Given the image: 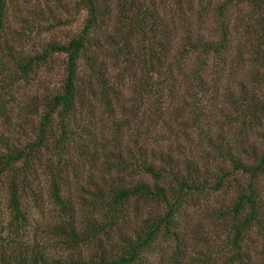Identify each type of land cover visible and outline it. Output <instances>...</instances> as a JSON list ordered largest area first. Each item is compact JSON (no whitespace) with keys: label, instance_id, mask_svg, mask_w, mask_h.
<instances>
[{"label":"trees","instance_id":"obj_1","mask_svg":"<svg viewBox=\"0 0 264 264\" xmlns=\"http://www.w3.org/2000/svg\"><path fill=\"white\" fill-rule=\"evenodd\" d=\"M191 1L158 0L162 16L157 0H73L71 8L82 15L81 25L64 41L50 39L39 52L13 58L15 49L6 40L7 55L23 76L52 54L65 55L60 83L35 109L40 111L35 140L18 148L0 132V183L11 172L14 217L24 215L14 169L22 161L27 171L43 148L51 150L46 161L55 201L70 217L73 205L68 194L59 193V180L67 186L66 171L78 162L76 157L103 173L116 172L107 187L92 191L93 211L85 227L76 228L68 220L71 246L86 249L92 242L91 253L51 256L32 249L17 254L12 264H264V259L254 261L250 245L253 233L264 237V132L258 142L248 140L264 124V72L256 63L264 65V0H197L196 9ZM8 2L0 0V32ZM231 4L247 6L239 30L229 27ZM63 22L48 23L57 27ZM238 34L249 43L250 58L242 56L238 44L233 49ZM239 62L248 79L236 76ZM221 95L223 105L234 108L230 118L240 121L236 137L229 135V122H217L219 129L212 135L207 110L218 105L214 99ZM96 116L110 120L105 130H110L117 151L100 146L90 128ZM160 122L164 125L155 131ZM132 123V143L127 145L123 139ZM189 127L197 129L196 140L205 147L199 159L169 150V143L180 150L181 140L191 141ZM166 129L167 135L162 132ZM144 134H151L150 148L147 139L140 142ZM160 142L162 148L154 147ZM213 195H218L217 206L209 218L194 220L193 207ZM132 200L134 216L140 206L147 210L129 226ZM1 231L0 223V245Z\"/></svg>","mask_w":264,"mask_h":264},{"label":"rangeland","instance_id":"obj_2","mask_svg":"<svg viewBox=\"0 0 264 264\" xmlns=\"http://www.w3.org/2000/svg\"><path fill=\"white\" fill-rule=\"evenodd\" d=\"M71 1L73 0H9L8 2L5 27L0 32V132H3L9 137L18 148H26L28 143L30 144L35 140L40 121V116L38 115L40 111L36 110L41 106L44 95L51 93L60 83L65 72V55L62 52L52 54L48 60L41 61V66L31 71L27 77L17 73L19 69L16 66V61H12L11 57H8L5 42L8 40V43L13 44L15 50L13 51L12 57L15 58L22 54L27 55L39 52L43 45L50 39L64 41L73 32H77L81 25L82 15L79 16L74 13L71 8ZM221 1L217 0V3ZM157 4L159 8L157 12L163 16L164 7L161 9V3L159 4L158 2ZM197 6V0L190 2L192 9H196ZM230 6L228 9V16H230L231 22L229 27L231 26L233 28L234 25L240 26V19L241 17L245 18L247 11L246 4H231ZM170 7L172 5L169 1L166 4V9L168 10ZM59 18H62L64 22L57 27L49 25V21H56ZM214 24L213 20V27ZM242 26L243 24H241L238 30ZM214 32L218 34L216 30ZM177 36L178 29L175 39H173L174 45L178 42ZM236 44H238L242 56L250 58V54L246 51L249 43H245L244 34L237 35V38L234 40L233 49H235ZM235 55L236 51L234 50L229 57V61H231L230 59L234 60ZM240 63L242 62H239V70L236 76H242L248 79L250 74L246 71H241L242 64ZM256 63L260 72H264L263 63ZM243 65L247 66V62ZM231 83V91L236 92L237 87L235 83ZM222 96L214 99L218 103L217 106H211V109L207 110L213 119L211 127L212 135L219 129L216 126L217 122H229L231 124L229 127V135L231 134V136L236 137L237 133H241L239 129V125L241 126L240 121L232 120L235 116L234 108L230 105H223L224 98ZM127 97L128 95H126ZM127 105L130 104L127 103ZM220 105L222 106L218 108ZM97 113L98 107L96 115ZM97 116L90 124V128L99 140L100 146L103 144L111 148V150L117 151V149H114L117 144L112 142L110 130H105V125H108L110 120H107L105 116L102 118H98L99 116ZM163 125V122H160V124H157L153 128L155 131H158ZM172 126L173 131L178 126V121H174ZM189 128L191 141L186 142L181 140L182 145L179 146L180 150L177 149V145L169 143V150L174 155L185 154L195 156L199 159L200 155L205 154L203 152L205 147L204 145H200L196 140L197 129L193 127ZM133 129L134 123L130 125L129 133L126 131L127 134L123 139V142L127 145L132 143L131 135ZM162 132L165 135L169 134L167 129ZM262 132H264V124L257 127V129L255 128L254 133L251 132L248 136V140H256L258 142L260 140L259 135ZM151 134L149 137L144 134L140 140L142 142L143 139H147V148L151 147ZM163 146L164 144L162 142L154 145L156 148H162ZM50 157L51 150H47L46 148L41 149L39 161L34 162L32 167L25 172L21 164L22 161L17 162L16 168L14 169L16 171L14 179L17 185L19 204L23 211V216L15 218L10 205L8 185L11 172L4 175L1 180L0 223L2 225L1 232L3 238L0 245V264H12L17 254L23 255L25 252L29 253L32 249L42 251L51 256H77L78 254L86 255V253H91L90 251L92 249L88 247H94L92 242L87 243L86 249L71 246V243L66 237L68 220L72 218L74 227H79V229L84 228L88 221L86 216H89L91 211H93L90 203L94 197L92 191H96L97 186L107 187L109 185L107 182L115 178L116 172L113 170L111 173H103L104 171H100L94 167L91 168L86 160L83 163V159L76 157L78 162L74 161L72 164H69L66 171V177H68L67 186L64 185L65 183L63 181L59 180V193H62V195L68 194L70 202L73 205V212L70 217L68 210L55 201L54 194L52 193L50 169H47L46 161ZM124 175L126 180L130 178L127 174ZM217 198L218 195L209 196V198L202 197L198 204L193 207L194 220L209 218L212 210L217 206ZM134 204L132 200L131 212L133 217L129 216V222L132 223L128 224L129 226H134L136 222H139L140 216L145 215L147 210V207L140 206L138 211L139 215L134 216V212L132 211ZM98 233H100L99 236L102 235L101 237L104 238L101 231ZM250 243L252 249L254 248V251H252L254 261L261 262L264 259V237L258 232L253 233L250 237Z\"/></svg>","mask_w":264,"mask_h":264}]
</instances>
